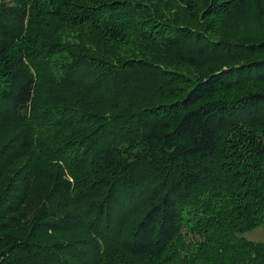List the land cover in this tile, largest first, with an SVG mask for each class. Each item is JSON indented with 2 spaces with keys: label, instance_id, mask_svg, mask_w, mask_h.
Listing matches in <instances>:
<instances>
[{
  "label": "trees",
  "instance_id": "16d2710c",
  "mask_svg": "<svg viewBox=\"0 0 264 264\" xmlns=\"http://www.w3.org/2000/svg\"><path fill=\"white\" fill-rule=\"evenodd\" d=\"M264 0H0V264H264Z\"/></svg>",
  "mask_w": 264,
  "mask_h": 264
},
{
  "label": "rangeland",
  "instance_id": "374dc122",
  "mask_svg": "<svg viewBox=\"0 0 264 264\" xmlns=\"http://www.w3.org/2000/svg\"><path fill=\"white\" fill-rule=\"evenodd\" d=\"M243 236L254 241H264V225L245 232Z\"/></svg>",
  "mask_w": 264,
  "mask_h": 264
}]
</instances>
